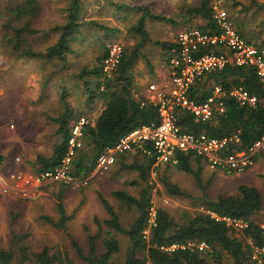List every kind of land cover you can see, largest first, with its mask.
<instances>
[{
    "label": "rangeland",
    "instance_id": "obj_1",
    "mask_svg": "<svg viewBox=\"0 0 264 264\" xmlns=\"http://www.w3.org/2000/svg\"><path fill=\"white\" fill-rule=\"evenodd\" d=\"M22 1L0 0V154L6 157L5 161L19 159L17 172L26 177L36 175V160L50 158L60 144L62 138L54 120L64 113L65 101L70 105L73 121L83 115L93 126L98 119L106 100L97 90L100 78L89 72L99 66V58L111 44L120 43L129 57L136 55L137 60L127 75L133 80L131 94L142 95L150 83H157L159 76H166L165 51L159 44L172 41L177 32L186 28L203 27L205 22L188 12L198 7L200 0H84L80 22L86 25L71 43L73 53L67 54L65 60L29 58L23 55L24 49L43 53L55 44L57 35L52 31L64 23L68 3L67 0H38L40 15L34 27L40 31L29 36L28 42H22L15 52L13 48L19 42L4 22L9 9ZM109 1L126 2L130 8L118 11ZM212 3H219L226 18L247 39L264 47V0H212ZM143 7L152 15L171 21L145 17L143 11L138 10ZM141 20L147 32L145 40L137 31ZM89 139L86 137L81 151L86 162L95 154L88 145ZM136 160L142 158L132 154L121 156L105 173L77 178L78 183L72 186L35 180L26 183L25 179L14 182L10 176L5 179L0 172V246L13 249L18 256L20 246L34 254L47 249L57 258L54 264H85L78 258L74 242L87 253L89 237L98 234L99 224L110 219L99 195L113 207L121 225L127 229L138 213L135 207L115 199L113 193L124 191L138 198L142 186H148L156 210L168 213L176 224L206 213L208 200L235 195L240 186L253 187L260 192L263 203L262 211L253 221L264 223V152L258 156L255 166L241 175L228 176L211 170L196 158L192 160V167L198 172V178L170 166L152 172L147 183L140 185L138 172L131 168ZM163 176L185 195L169 196L161 181ZM4 187L8 188L6 192ZM61 191L66 214L72 215L65 230L47 221L59 219L57 196ZM105 232L107 228L103 227L102 235ZM114 234L121 242V251L114 260L121 262L128 239ZM240 235L236 233L239 238ZM241 241L246 244V240ZM96 247L98 255L102 254V237ZM15 263L18 264V260Z\"/></svg>",
    "mask_w": 264,
    "mask_h": 264
},
{
    "label": "trees",
    "instance_id": "obj_2",
    "mask_svg": "<svg viewBox=\"0 0 264 264\" xmlns=\"http://www.w3.org/2000/svg\"><path fill=\"white\" fill-rule=\"evenodd\" d=\"M83 1L67 0L65 21L52 31L53 34L57 35L54 45L48 47L43 53L24 49L23 55L29 58H57L65 60L67 54L73 53L71 43L80 34L81 28L86 25L84 22H80ZM109 2L118 11H127L130 8V5L126 2ZM213 6L212 0H200L199 6L189 9L188 12L204 19L206 27H214ZM138 10L143 11L145 17L156 21H171L164 16L152 15L145 7L138 8ZM39 15L38 0H23L9 9L8 18L4 25L16 35L17 42H19L13 48L15 52L19 50L22 42H28L29 36L39 33L40 30L34 27V22L37 21ZM235 28L243 35L239 28L236 26ZM137 31L143 40L147 38V32L143 29L142 20L139 21ZM159 45L165 51L163 56L165 60L174 44L167 42ZM106 55L107 50L99 58V66L89 72L90 75L101 77V64ZM136 60V55L129 57L125 53L117 77L113 81H108L106 89L100 92L101 96L106 100L105 107L94 125H87L85 132L86 137H90L88 145L93 147L95 154L91 160L86 162L84 161L86 158L85 154L81 153L82 150L79 152L80 154H78L79 156L74 162L73 172L77 178H86L87 175L92 174L97 156L106 147L117 143L120 137L145 124L158 122L156 108L151 104L141 106L140 102L135 100L131 94L130 87L133 80L127 74ZM211 77L215 83L222 84L226 90L243 87L249 93L257 96L259 100L257 108L248 109L240 106L234 100L228 99L227 112L224 117H217L208 122H197L192 115L181 113L179 116L181 128L189 133L199 134L205 132L217 138L238 134L240 144L237 149L245 150L250 148L264 134L263 84L260 82L255 70L250 67L229 65ZM88 84L90 85L89 82H86L87 86ZM97 85V90L100 91V82ZM199 90L204 91L203 95H200ZM209 93L210 89L208 90L206 86H202V88H198L192 94L193 96L199 95L197 100L202 101ZM76 120L73 121L72 110L69 103L65 101L64 113L54 120L58 125L57 133L62 140L50 158L40 157L36 160V174L60 165L67 150V138ZM140 154L138 153L136 156L141 157L142 160H136L131 166L139 174V185L147 183L154 164V158ZM194 158L193 155L182 156L179 164L174 166V168L198 178V172H195L192 167ZM3 160L4 157L0 155V165ZM161 181L169 196L181 197L185 195L166 176H163ZM113 196L124 205L135 207L138 215L127 229L124 228L113 207L103 196L99 195L100 201L108 212L110 219L103 224H99L98 234L89 237L87 253L74 242L78 258L85 264H209L208 259L210 258L208 257L210 255L191 248H181L187 246L190 242H206L213 248L212 254L215 256L214 258H221V254L218 251H222L231 256L234 264H245V262L249 261L253 245L264 246V228L250 220L255 214L262 211L263 206L260 192L253 187L240 186L235 195L220 196L214 201L208 200V202H205L207 212L188 218L184 224H176L168 213L158 209L156 222L150 227L149 208L151 207V198L148 186L141 187L138 198L124 191H116ZM57 199L59 219L55 222L50 219L47 221L54 227L65 230L67 223L72 219V215L66 214L62 204V191L57 196ZM211 213L221 218L230 217L246 220L248 227L243 230L242 237L250 239L253 245L243 244L241 239L236 236L233 228L227 226L224 221H218L213 218ZM103 227L107 228V232L104 235L101 233ZM149 228L150 230L146 234L145 232ZM114 232L122 234L128 239L126 255L121 262L114 260L115 256L121 251V242ZM100 236L102 237L103 252L98 255L96 245L101 238ZM15 239H17V236H15ZM173 245H178L179 248L174 251H168L167 248ZM18 250L20 251L19 256L13 249L6 250L0 246V264H16V260H18V264H54L57 261V258L54 255H50L47 249L37 254L30 252L27 247L23 246H20Z\"/></svg>",
    "mask_w": 264,
    "mask_h": 264
},
{
    "label": "built area",
    "instance_id": "obj_3",
    "mask_svg": "<svg viewBox=\"0 0 264 264\" xmlns=\"http://www.w3.org/2000/svg\"><path fill=\"white\" fill-rule=\"evenodd\" d=\"M213 10L214 27H190L177 32L172 42L174 46L164 63L166 79L161 83H150L147 87L149 95L137 100L141 106L151 104L156 108L158 122L136 128L120 137L114 145L103 149L95 159L92 175L105 173L117 163L120 156L128 153H141L142 156L154 158L151 173L163 167L178 165L181 157L186 155H193L211 170L221 171L228 176L244 174L255 165L258 155L264 150V134L250 148L238 150V134L222 138L205 132L193 134L184 131L179 124L181 113L192 115L197 122L224 117L228 99L248 109L257 108L259 103L257 96L243 87L226 90L211 77L229 65L250 67L264 86V47L245 38L226 18L219 3L214 4ZM124 54V47L120 43L114 42L108 47L101 64L100 91L106 89L108 81L117 77ZM202 86L210 89V93L198 101L199 95L193 96L192 93ZM203 92L199 90L200 95ZM88 124V118L80 116L72 125L67 138V150L58 167L28 177L13 172L10 179L14 182L25 179L26 183L35 180L37 183L76 185L78 179L73 174L74 162L84 148ZM7 190L4 187V191ZM211 216L237 231L248 227L244 219L221 218L213 213ZM156 217L157 210L151 200L149 227L155 224ZM177 248L178 245H173L167 250L174 251ZM181 248H191L201 253L212 252L206 242H190ZM249 261L250 264H264V246L253 245Z\"/></svg>",
    "mask_w": 264,
    "mask_h": 264
},
{
    "label": "crops",
    "instance_id": "obj_4",
    "mask_svg": "<svg viewBox=\"0 0 264 264\" xmlns=\"http://www.w3.org/2000/svg\"><path fill=\"white\" fill-rule=\"evenodd\" d=\"M206 25V21L205 22H203V24H202V26H205ZM190 28V27H189ZM187 29V28H186ZM174 37L175 36H173V38H172V41H170L171 43L173 42V40H174ZM165 60H166V58H165ZM165 74H166V72H165ZM166 77L167 76H159L158 77V79H157V83H161V82H163L165 79H166ZM146 90V92H145V94H142V95H138V94H132L133 95V98L135 99V100H138L139 98H142V97H144L145 95H146V97L149 95L148 94V91H147V89H145ZM83 116V115H82ZM79 118V117H78ZM262 152H264V150L262 151ZM262 152H260V154L262 153ZM130 154H132V155H138V154H135V153H128V154H124V155H130ZM259 154V155H260ZM1 155V154H0ZM124 155H122V156H124ZM258 155V156H259ZM3 157H4V155H2ZM121 157V156H120ZM258 158V157H257ZM194 159H196V157L194 158ZM199 159V158H198ZM6 160V157H4V160H3V162H2V164L0 165V167L2 166V169H0V172H1V174L3 175V176H5L4 178L5 179H7L8 180V178H9V176H10V174H12L13 172H17V170H18V168H19V163H20V161H18L17 160V158H14V161L13 162H11L10 160L9 161H5ZM201 160V159H200ZM6 163H5V162ZM202 161V160H201ZM256 161H257V159H256ZM203 162V161H202ZM4 163V164H3ZM36 163V162H35ZM204 163V162H203ZM205 164V163H204ZM255 164H256V162H255ZM35 165V164H34ZM255 166V165H254ZM253 166V167H254ZM36 167V166H35ZM252 167V168H253ZM210 169V168H209ZM217 171V170H216ZM221 172V171H220ZM4 182H5V180H4ZM6 184V183H5ZM260 213V212H259ZM259 213H257V214H259ZM257 214H255L254 216H257ZM253 216V217H254ZM251 218L250 220L251 221H253V219L254 220H256V218ZM249 220V221H250ZM254 222V221H253ZM263 224L264 223H261V224H259L261 227H263ZM235 232L236 233H240L241 235V240H246V244L247 245H249V246H252L253 244V242L250 240V239H246V238H243L242 236V232L243 231H237V230H235ZM239 238V237H238ZM239 238V239H240ZM213 249V248H212ZM212 252H213V250H212ZM212 252L211 253H205L206 255H210V257H208V258H210V259H208V261H209V264H234V262H233V259L231 258V256L230 255H228L227 253H225V252H222V251H218V252H220V254H221V258H218V257H216V258H214L215 256L212 254ZM212 258V259H211ZM219 260V261H218ZM218 261V262H217ZM245 264H250V261H247V262H245Z\"/></svg>",
    "mask_w": 264,
    "mask_h": 264
}]
</instances>
